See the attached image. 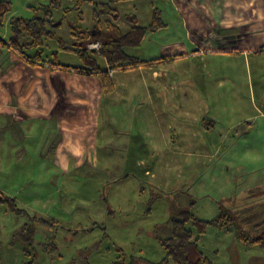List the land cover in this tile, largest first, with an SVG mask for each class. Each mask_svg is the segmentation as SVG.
I'll use <instances>...</instances> for the list:
<instances>
[{"label":"rangeland","instance_id":"1","mask_svg":"<svg viewBox=\"0 0 264 264\" xmlns=\"http://www.w3.org/2000/svg\"><path fill=\"white\" fill-rule=\"evenodd\" d=\"M50 1L11 0L10 10L0 23V136L3 124L7 131V155L5 161L0 160V189L5 194L17 195L18 207L27 212L16 215L0 203V264H112L116 261L127 264L131 256L157 263L165 256L160 241L171 232L168 222L171 205L190 206V212L199 219H211L221 209H228L237 217V229L251 235L258 233L260 228L256 224L264 220L263 154L256 161L249 157L239 160L237 155L230 161L229 168H214L220 175L215 182L205 177L203 168L193 169L198 175L194 183L200 179L203 187L211 188L210 195L206 196L196 193L190 170L183 176H174L170 184L159 183L158 177L152 180L125 178L122 175L124 163L114 168L110 161L112 148L109 140L108 143L104 140L108 137H105L101 118L109 120L102 106L96 114L100 121L94 134V123H86L85 131L76 136L75 132L66 133L48 116L46 109L51 103L54 104L52 115L56 116L63 111V103L72 92L78 93L73 98L70 96L72 99L82 97L79 94L86 85L97 100V107L102 102L101 87L95 77L72 73L81 87L71 88V93L67 94L69 90L62 88V82H67L70 75L67 71H48L50 76L44 77L41 66L24 62L23 55L14 48V39H22L18 42L20 45L27 35L20 32V26H17L18 31L14 30L16 20L32 18V25L36 18L50 14L47 31L73 49L86 47L88 41L102 42L100 29L92 20L93 10L101 2H112L119 14L115 23L121 32L128 26L124 19L126 14L135 13L138 24L143 26L149 23L152 9V0H89L80 9V19L78 11L64 13L62 9L72 6V0H60V9L52 7ZM153 7L162 11L168 31L148 33L140 48L130 49L131 53L146 55L148 49L159 48L160 43L169 39L167 33H173L178 27L172 6L165 0H154ZM106 18L102 14L100 20L104 22ZM52 39L46 34L41 36L44 43L41 57L48 61L45 65L52 66L54 60L71 66L83 65L75 53L58 50V41ZM20 49L27 56L37 51L29 46ZM222 60L227 57H221L219 62ZM97 62L107 67L98 55ZM229 62L219 67V76L224 75L227 67L235 66L236 71L244 68L235 65L233 59ZM218 65L223 66L221 62ZM52 91L56 92L53 96ZM79 102V106L84 107L82 101ZM30 107L45 110L46 116L28 118L26 122L27 118L21 119L22 115L39 116L37 112L32 113ZM21 132L33 136L24 141L17 138L18 144L24 142V145L16 153L13 134ZM257 140L260 142L261 138ZM220 159L226 160L223 153L215 154L214 161L201 158V163L204 166L209 161L210 166H215V161ZM124 169L133 168L128 163ZM140 181L143 184H138ZM191 199H194L192 205L189 204ZM198 247L211 264H264V248L245 245L235 237L234 229L209 226L199 236ZM166 264L173 262L169 260Z\"/></svg>","mask_w":264,"mask_h":264},{"label":"crops","instance_id":"2","mask_svg":"<svg viewBox=\"0 0 264 264\" xmlns=\"http://www.w3.org/2000/svg\"><path fill=\"white\" fill-rule=\"evenodd\" d=\"M165 3L172 6L178 27L173 33H167L166 42L160 43L157 49H148L146 55L131 53L130 49L136 48L126 51L140 59H155L153 66L146 64L128 70L106 67L112 81L109 94L104 93L94 74L48 66L45 62L37 64L42 67L44 77L56 70L67 71L70 74L67 82H62V88L69 90L67 94L71 93V88L81 87L72 73L95 77L101 87L102 102L97 107V100L86 85L79 94L80 99H72L77 92L70 94L72 98L69 96L63 103L61 113L52 115V103L46 110L57 126L77 136L88 122L94 123V134L100 121L96 114L102 106L109 120L101 118L105 137H108L104 140L107 143L109 140L112 148L110 161L114 168L123 163L124 167L129 163L133 168L130 171L122 167L125 178L152 180L158 177L159 183L170 184L174 176L203 168L205 177L215 182L220 179L216 168H229L230 161L237 155L239 160L249 157L255 161L260 154L264 156V0H165ZM161 15L163 19L162 11ZM150 21L151 18L147 25ZM163 21L165 26L147 32L142 43L148 33L168 31L166 19ZM126 26L124 32L130 24L127 22ZM221 57H227L220 61L223 66L218 65ZM229 59L244 68L236 71L235 66L227 67L224 75L219 76V67L229 65ZM55 94V91L50 93ZM79 101L84 107L79 106ZM29 110L39 116L22 115L21 119L27 118L26 122L28 118L46 116L41 108L30 107ZM3 127L0 160L5 161L7 131L5 124ZM32 136L31 133H14L15 152L24 145V142L18 144L17 138L24 141ZM251 137L255 140H250ZM220 153L226 160L215 161V166H210L208 161L202 166L201 158L214 161L215 154ZM192 174L196 193L209 196L211 188L203 187L200 179L194 183L198 175ZM0 194L12 197L18 204L17 195L5 194L1 189Z\"/></svg>","mask_w":264,"mask_h":264},{"label":"trees","instance_id":"3","mask_svg":"<svg viewBox=\"0 0 264 264\" xmlns=\"http://www.w3.org/2000/svg\"><path fill=\"white\" fill-rule=\"evenodd\" d=\"M86 1L89 0H72V6L63 7L62 9L64 13H68L72 10L78 11L79 18L81 19L82 17L80 14L82 12L80 9ZM153 2L154 0L151 1L152 9L150 24L147 26H141L138 24L136 14L128 13L124 16L125 21L130 24L129 29L126 32H121L115 23V21L119 19V14L117 10L112 7V2H101L98 5V8L94 9L92 13L93 24L100 29L99 31L102 34L99 36L102 38L99 50H89L86 47L81 48L80 46H76L73 49L68 47L70 46L68 43L61 38L56 37L53 32L50 33L49 30L47 31L48 27L46 26V23L51 21L50 14L47 15L48 18H36V22L32 25L30 24L33 22L32 18L28 21L24 19L16 20L17 24L14 26V30L18 31L17 26L22 27L20 32L25 33L27 38L25 41H21V44L19 45L18 42L22 39L15 37L14 42L16 45L14 48L19 52V54L23 55V61L26 63H32L34 65L39 64V62L47 63L48 61H44L41 57V52L43 51L44 46L41 36L46 34L48 39L53 38L52 40L58 41V50L63 52L71 51L78 55V57L83 61L82 66L71 67L54 60L52 63L53 66L64 68L69 67L73 68L75 71H84L89 74H94L100 80L104 93L109 94L112 90V81L108 76V70L98 64L97 55L105 60L106 66L110 69L128 70L146 64L153 66V61L155 59H140L126 52V49L128 48L138 47L147 32H155L165 26L161 11L158 7H153ZM10 4L11 0H0L1 24L3 17L10 10ZM60 4V0L50 1V5L56 9L61 8ZM102 14L107 16V18L104 19V22L100 20ZM99 23L104 27V29L100 28L101 26ZM29 37L32 40L29 41ZM79 40H81V38ZM23 46H29V48L34 47L37 51L31 56H27L23 49H20ZM89 52L93 54H90ZM54 53H56V51H54ZM0 203L4 204L8 210L16 215L27 214L26 210L19 208L15 204L12 197L0 194ZM189 204L192 205L193 201L190 200ZM236 220L237 217H235L228 209H221L220 212L211 219H199L190 212V206L185 208L171 205V216L168 221L171 232L168 237L161 239L160 241L161 246L165 251L164 258L157 263H153L141 257L131 256L130 261L127 264H166L169 260H171L173 264H211L198 247L199 236L203 234L209 226L217 227L223 230L234 229L235 237L245 245L248 244L264 248V220L259 224H256L259 226L260 230L254 235H251L245 230L237 229ZM187 224H190L192 227H187ZM194 230L196 231V234L193 233ZM28 264L31 263L29 262ZM112 264L124 263L116 261V263L113 262Z\"/></svg>","mask_w":264,"mask_h":264},{"label":"built area","instance_id":"4","mask_svg":"<svg viewBox=\"0 0 264 264\" xmlns=\"http://www.w3.org/2000/svg\"><path fill=\"white\" fill-rule=\"evenodd\" d=\"M100 47H101V42L98 40L89 42V43H87V46H86V48L89 50H99Z\"/></svg>","mask_w":264,"mask_h":264},{"label":"bare ground","instance_id":"5","mask_svg":"<svg viewBox=\"0 0 264 264\" xmlns=\"http://www.w3.org/2000/svg\"><path fill=\"white\" fill-rule=\"evenodd\" d=\"M89 42H92V41H88L87 43H89ZM87 43H86V46H87Z\"/></svg>","mask_w":264,"mask_h":264},{"label":"flooded vegetation","instance_id":"6","mask_svg":"<svg viewBox=\"0 0 264 264\" xmlns=\"http://www.w3.org/2000/svg\"><path fill=\"white\" fill-rule=\"evenodd\" d=\"M91 34H93V32H91Z\"/></svg>","mask_w":264,"mask_h":264},{"label":"clouds","instance_id":"7","mask_svg":"<svg viewBox=\"0 0 264 264\" xmlns=\"http://www.w3.org/2000/svg\"><path fill=\"white\" fill-rule=\"evenodd\" d=\"M99 41V40H98Z\"/></svg>","mask_w":264,"mask_h":264}]
</instances>
